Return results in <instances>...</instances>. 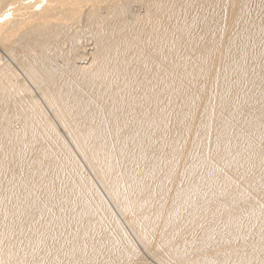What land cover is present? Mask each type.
<instances>
[{"label": "bare ground", "instance_id": "1", "mask_svg": "<svg viewBox=\"0 0 264 264\" xmlns=\"http://www.w3.org/2000/svg\"><path fill=\"white\" fill-rule=\"evenodd\" d=\"M0 264H264V0H0Z\"/></svg>", "mask_w": 264, "mask_h": 264}]
</instances>
